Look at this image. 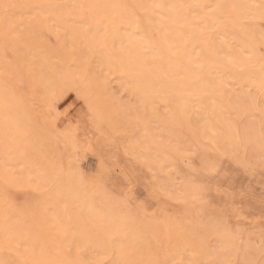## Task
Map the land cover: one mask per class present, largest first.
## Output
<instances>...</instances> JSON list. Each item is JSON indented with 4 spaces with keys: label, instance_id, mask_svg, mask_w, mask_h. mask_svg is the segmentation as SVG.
<instances>
[{
    "label": "bare ground",
    "instance_id": "6f19581e",
    "mask_svg": "<svg viewBox=\"0 0 264 264\" xmlns=\"http://www.w3.org/2000/svg\"><path fill=\"white\" fill-rule=\"evenodd\" d=\"M133 1L135 3V0H131V4ZM155 1L139 2L143 9L139 8V14H142V18L145 16L142 21V18L138 19L135 15L138 14L136 8V13L133 12L134 9L131 11L130 0H0V154L4 158V162L0 160V181L9 180L11 186L18 187L23 182L21 180H24L35 191L38 186L29 183L32 178L40 179L43 184H53L51 195H45L39 190L42 198L37 205L41 209L43 206L47 209L49 206L60 205V194L54 190L60 187L57 178L64 180L61 182L62 187L65 186L67 194H75L74 200L83 216L81 248L87 252L82 254L85 256L83 262H80L81 254L75 256L80 258L78 261L82 264H102L105 261L108 264H164L166 260L176 264L174 261L178 259V251L189 252V258L216 264H264V222L247 223L244 218H231L234 220L232 221L223 212H218L217 205L222 199L228 200L232 195L237 196L238 190H245V175L243 178L242 174L230 176L231 173L227 171V174L224 171L220 173L209 153L210 144L222 143L238 150L242 160L249 163L251 168L255 163L264 167V52L260 47H264V23L257 22L264 21V0H173V4L176 2L173 8L171 0H165L171 6L169 8L168 4H164L169 9L170 20L157 16V9L160 14L162 11L160 1ZM89 12L112 17L113 24L118 25V32L115 29L117 35L114 34L120 41L108 43L104 40V35L101 37L98 34L99 31L95 32V36L93 32L89 33V30L87 32L84 29L86 31L83 33H87L83 39L89 42L86 46L80 48L76 43L78 48H66L64 45L65 48L54 49L47 48L49 44L47 47L34 46L33 43L37 40L32 43L29 38L28 42H21L19 36L10 30L12 19L21 14L32 13V18L52 16L57 21L56 17H65V13L81 15ZM168 13L162 12L164 15L161 16ZM103 15L102 19L105 17ZM154 18L159 20V23L153 22L156 23L155 33L159 39L157 43L146 40L144 35L143 39L142 34L138 35L135 31L139 26L144 27L142 22L148 23L149 19L154 21ZM138 21H142L140 25L137 24ZM122 27L129 31L123 33ZM138 32L142 33V30ZM97 50L99 54H96ZM15 66L23 71L24 82L15 76ZM102 66L116 74L127 75L129 79L134 73L133 91L140 95V101L151 104L161 98L169 108L168 113L157 117L156 122H160L159 130L154 126L149 128V122L146 124L142 115L137 112L139 156L145 158H141L143 161L148 159L146 164L151 163L150 166L155 165L161 171L170 165V160L174 162L183 161L184 157L187 159V169H184L186 174L183 173L182 176L184 189L190 197L191 220L186 224V232L178 230V218L172 219L166 226L159 223L147 226L145 222L144 228L148 227L151 234L146 233L151 238L145 244L144 231V234L139 232L136 235L131 228L133 234L127 233L128 227L132 226L120 217L117 200L101 191H83L78 173L80 170H77V165L74 166L70 159L65 165L57 159H45L43 144L46 139H51L52 142V135L37 127L35 112L29 107L26 98L36 95L38 85L51 95L55 92V82L68 83L71 79L94 76L101 71ZM18 72L20 71L16 73ZM20 83L26 84V94L21 90L23 87ZM63 87L67 88L68 84ZM51 88L50 93L48 91ZM77 88L76 85L75 89ZM77 93L75 95L80 96V91ZM51 110L57 114L56 109L51 107ZM161 123L167 127L163 132ZM38 129L42 136H38ZM59 142L67 148V135H63ZM16 166L18 170L14 171L13 167ZM178 170L180 174L184 172H181L180 165ZM15 173H18V177L14 176ZM166 174L170 176L168 172ZM161 186L164 187L163 184ZM10 200L5 201L4 208L0 200V264H8L4 256L7 247L11 252L14 250V253H18L21 240L24 241L23 250L25 246L28 247L23 251L25 254L20 251L21 247L18 253L20 256H16L20 258V264H66V253V256L55 253L56 245L52 247V242H41V239L36 241L32 239L31 228L24 231L21 226L18 225L19 229L12 225L8 212L12 211L11 206L14 205H10ZM236 202L238 206L241 204L239 197ZM60 218L58 222L63 221ZM162 230L169 231H164L168 234H165L168 236L166 240L170 242L178 238L180 243L177 240L178 244H160L165 237ZM114 235H121L122 241L115 242L112 239ZM21 237L23 239L18 241ZM15 240L19 243L18 247ZM81 243L79 242L80 245ZM73 259L69 261L72 263Z\"/></svg>",
    "mask_w": 264,
    "mask_h": 264
},
{
    "label": "rangeland",
    "instance_id": "374dc122",
    "mask_svg": "<svg viewBox=\"0 0 264 264\" xmlns=\"http://www.w3.org/2000/svg\"><path fill=\"white\" fill-rule=\"evenodd\" d=\"M149 1L150 3L156 2L155 0H149ZM157 1H160L159 6L161 11L165 14L168 13L169 9L167 10V8L165 7L169 5L168 4L169 2L165 0H157ZM172 1L173 0H171V2ZM139 2H141V0H135V3L133 1L134 4L133 3L131 4V0H130V5H129L132 9L131 11H133L134 9L133 12L136 13V11L138 10L137 11L138 14H135L138 19L142 18V14L141 16L139 14L141 13L140 9L143 10L142 8H140ZM174 3L176 4V2ZM164 4L165 5L168 4V5L164 6ZM175 4L172 5V8L176 6ZM169 8H171L170 5ZM157 10H158V14L156 13L157 16L160 15L158 17H162L161 19L168 18L167 20H170L169 13L168 15H165L163 17L161 15L164 14H162V12L160 14L159 9ZM65 14H64L65 17H63V15H59V17L57 16L56 17L57 21L55 19L53 20V18L55 17L51 18L52 16L51 17L48 16L47 18L46 17L32 18L33 15L31 13L28 14V15H32L30 16L31 17L30 19V17H28L27 14H21L20 17L15 18L14 20L12 19L13 21L11 26L12 28H10V30L13 31V33L15 32V34L19 36L21 42L23 41L28 42L27 39L29 38L28 40H31L29 42L32 43L34 42V40H37V42L36 41L34 42L35 44L33 43L34 46H44V47L48 46L47 48L54 47V49H57L58 47L65 48L64 45H66V48H70V47L72 48L73 46H74L73 48H78L79 46L80 48H82V46H86L88 41H85L83 37L84 35H86L88 30L89 33L93 32L94 35L96 31H99L100 33L98 34L101 37H103L104 35L105 39L104 38L103 39L108 43L109 41L112 44L120 41L118 40L116 36L117 34L115 32L118 29V25L115 23L113 24L114 19L112 20V17L109 18L107 15V17L110 20L108 21L106 14H104L105 15L104 19L106 18L105 21L104 19H102L103 14H99V16L95 14L93 15V13L91 12H89V14L81 13V15L76 13H71L70 15L67 13L66 16ZM60 17L61 19H59ZM64 19L66 20L64 21ZM143 19H145V16L142 18V21ZM157 19L158 18H154V21L152 19L151 20L149 19L148 23L138 21L137 24L142 22L144 27L139 26L138 28H136L135 29L136 33L138 35L142 34L141 37H143V39L144 36H146L145 37L146 40L147 39L153 40L155 43H157L159 41V39L157 38V33H155L156 23H159L157 22L159 21ZM7 21L9 25H11V22H9L10 20L7 19ZM44 21L46 22V24ZM100 21L102 22L100 23ZM155 21L156 23L153 24V22ZM41 22L43 24H41ZM257 22L259 24H261V22L264 23V21H257ZM47 25L49 27H47ZM101 25L107 30L105 31L103 30L104 31L103 32L102 29L104 28L100 29V27H102ZM152 25H155V27L154 26L152 27ZM123 28L124 27H122V29ZM84 29L87 30L86 33H83L86 31ZM111 29L113 30V32H111ZM140 30H142V33L138 32ZM77 31L80 33V35L79 33H77ZM122 31L123 33H126L129 30L127 31L126 29H123ZM70 32L71 34L72 33L73 34L71 35ZM81 33H82V37H80ZM108 34L110 35L107 37ZM95 36H97V34ZM38 37L40 40L42 39L41 42L38 39ZM64 37L66 40L64 39ZM75 38H77L76 41ZM97 39L99 40V38ZM46 40L48 43L46 42ZM76 43L79 46H77ZM67 45H69V47ZM89 45H91V43L88 44V47ZM260 47L262 48V52H264V47L262 46ZM95 52L96 54L97 52L99 54L98 50ZM101 68H102L100 69L101 71H99L101 74H99L98 72V74H95L94 76H87L84 77L83 79H71L68 81V83L55 82L57 89L56 87H54L55 85L53 83L55 92L53 93L51 91L52 88L50 89V91H48L50 93L52 92L51 95L45 92L42 86L38 85L39 87L37 86L35 91L36 95H34L33 97L26 98V102L28 103L29 107L33 112H35L34 116H35V123H37V127H39L40 130L41 128L43 130L45 129L48 134L52 135V142L54 143V146L53 143L51 142V139L49 141H47L46 139L47 143L44 142L43 144L44 152L46 154L45 159H48L50 161L55 159L60 160V162H62V165H65V163H67V161H69L70 159L73 162L74 166L77 165L76 166L77 170H80L78 171V173L80 177V182L83 186V191L85 192L86 190L87 191L90 190L95 192L96 190V192L98 191L97 193L101 191L104 195L108 196L109 198L117 200L119 204L118 210L120 217L126 219V221H128V224H131L129 226H132V227H128L129 229L128 232L127 231L125 232L130 234L132 232L131 231L132 228L133 232L136 235L139 234V232L142 234L145 233L146 236L144 238L145 244L149 243L148 241L151 238L150 236L151 234L148 231L149 229H147L148 227L144 228L145 222L147 226L148 224H153V223L155 224L159 223L166 226V223H169V221H171L172 219L175 220L178 218L177 225L179 226V229L178 228L177 229L180 230V232H184V231L186 232L187 231V229L185 228L187 226L186 224H188V222L191 220L190 197L187 196V193L184 189L183 186L184 176H182L183 173L186 174V171H184V169H187V167L185 166L188 165V163L187 164L185 163L187 159L184 157L183 161L174 160V162L170 160V165H168V167L165 168V170L161 171L160 169L157 170L155 165L153 167L150 166L152 165L151 163L150 164L148 163L149 165L146 164L148 162V159L146 161H143L145 158L142 156L143 160H141L142 157L140 158L139 156L140 151H139V141H138L137 112H139L142 115V119L144 118L146 124H148L149 122L150 125L149 128H153L154 126V128L156 127L158 129L160 122H156L157 117L163 116L164 114L168 113L169 108L165 105V103L162 101L161 98L156 99L157 101L154 100V102L151 104L141 102L140 95L137 94L136 91H133L135 90L133 89L135 87L134 73L133 76L130 78L131 80L133 79L134 81L133 80L131 81L129 79V76L127 77V75L125 76L124 74L121 73L116 74L104 66H102ZM18 70L20 72L16 73ZM21 71L22 70H20L19 67L17 68V66H15L14 68L15 76L21 79L22 82H24L23 80L25 77H23V71L22 72ZM102 74L106 76L104 75L102 76ZM98 75L99 77H97ZM121 75L123 78H121ZM104 78H106V81ZM78 82L80 86L78 85ZM66 84H68V87L64 88L63 85ZM76 85L78 86L77 88L78 90L75 89ZM20 86L23 87L21 90L23 91L24 94H26L27 93L26 84L20 83ZM106 86L107 89H105ZM77 91L78 92L80 91L79 93L80 96L75 95L78 94ZM81 96L82 98H79ZM51 107L57 110V114L56 113L54 114L53 112L54 110H51ZM48 116L49 118H47ZM162 124L163 123H161L160 125L162 129L161 128L160 129L163 132L164 128L166 129L167 127H165L166 124H164L163 126ZM40 130L38 131L39 133L38 136H42V132ZM63 135H67L68 138L67 143L69 144L67 148H65L59 142V140ZM209 153L213 157L214 162L217 164V169L220 173L221 171H224V173L227 171L231 173L230 176L234 175L235 173L240 174V176L242 174V177L245 175L244 177L246 180L243 186L245 187V190H238L236 193L237 196L240 198L241 204L239 206L236 205L237 203L236 201H238V197L236 195H232L230 199L226 200L224 198L222 199V201L218 203L217 205L218 212L221 213L223 212L230 219L232 218L234 220H239L244 218V220L247 223L252 221L264 222V167H262L259 163H255L254 164L255 169L253 170L254 168L253 166L251 168L250 167L251 165L249 163L244 162L242 160L238 150L236 151L233 146H226L225 144L222 143H220L219 145L210 144ZM56 154L58 157L56 156ZM34 159L37 160L36 157ZM0 160H3L4 162V158H2L1 154H0ZM179 165L181 166V172L182 170L184 171L182 172V174H180L179 172L180 168L178 170ZM13 170L17 171L18 167L17 166L16 168L13 167ZM166 172H168L170 176H168ZM14 176L18 177V173H15ZM53 177L57 178V176H53ZM246 178H248V180ZM57 180H59L57 184H59L60 187L59 188L57 187V189H55L54 191H58V193L60 194L58 196L60 203V205L57 206L58 208L54 206L53 207L49 206L46 209L43 206V209H41L37 205V202H39V200L42 198V196L40 197V191L45 195L47 194L49 195L53 189V184L52 185L43 184L40 181V179H36V178H32L29 183L31 184L32 182L34 185L37 184L38 186L37 191H35L33 187L31 188L30 185L28 184L26 185L24 180H21L23 182H20V185H18V187L11 186L9 180H1L0 200L2 201V208L5 207V201L7 199L8 200L11 199L12 201L10 200L11 203L10 202L9 203L10 205H14V207L11 206L12 211H9L8 213L11 223L12 225H14V227L19 228L21 226L22 229L24 228V231H27L29 228H31L30 230L31 232H33L32 239L36 241L41 239L40 240L41 242L42 241L52 242L51 243L52 247L56 245L54 247L56 248L55 249L56 251L54 250V252L61 253L64 256L67 255V257L69 256L68 257L69 260H72L74 256L72 263L71 261L67 260L66 257L65 258L67 262L66 264H68V262H70L71 264L73 263L82 264L80 262H83L85 260V256L83 257V255H85L87 252V251L84 252L83 248H81V246L83 245L81 243L83 237V227L81 226L83 216L80 214L81 212L78 211L79 209L77 207L76 201L74 200L75 194H73V192L67 194V189H65L64 185L62 187L61 184V182H64V180L62 178L61 180L57 178ZM162 184L164 185V187L161 186ZM65 193L67 195H65ZM247 198L250 199L247 200ZM21 210L23 213L22 212L20 213ZM56 216L61 217L60 221L61 219L63 221L58 222L59 217L57 218ZM181 216L183 217L182 218L183 221L184 219H186L185 222L181 221L182 220ZM53 219H56L57 221ZM55 223H57L60 226H58ZM54 224L55 227H53ZM143 228L147 230L145 231ZM164 231L169 233V231L167 230H162V233H164L163 235L165 237L163 238L162 241H160L161 242L160 244L166 246V243L167 244H172L173 242L175 244L176 243L178 244V242L180 243L178 238L172 239V241L170 242L166 240L168 234L165 233ZM118 235H114L112 239L115 240V242L120 243L122 241V236L120 235V237H117ZM20 239L23 238L22 237L19 238L18 241H20ZM53 240L54 241L57 240L58 242H54ZM18 241L15 240V242L17 243ZM79 242L81 243V245L79 244ZM20 245L22 247V250H20L21 247L19 246V243L16 245L17 247L19 246L18 253H20V251L24 253L23 251H25V248H27L28 246L27 247L25 246L23 250L24 246L22 245H24V241L22 240L20 241ZM6 249L8 250L7 252ZM6 249L4 250V256L7 258V263L20 264V258L16 257L20 255L18 253H14L15 252L14 250H13L14 252L13 251L11 252V250L8 247ZM65 249L66 251H64ZM183 252L184 251L181 252L178 251V253L180 254H178L179 255L178 259L174 261V263L216 264L215 262L208 260L204 261V260L189 258L187 257L189 256L188 254L189 252L188 253L186 251L184 253ZM79 254L81 255L83 254L82 255V259L84 258L83 260L80 259L79 257H75ZM78 259H80V262L78 261ZM102 264H108V263L105 261ZM164 264H171V262H168V260H166ZM219 264H223V262H220Z\"/></svg>",
    "mask_w": 264,
    "mask_h": 264
}]
</instances>
